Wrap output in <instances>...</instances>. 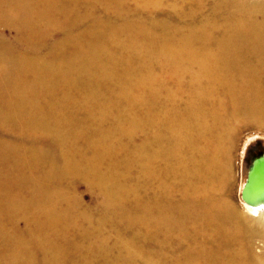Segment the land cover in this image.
Instances as JSON below:
<instances>
[{"label":"bare ground","instance_id":"obj_1","mask_svg":"<svg viewBox=\"0 0 264 264\" xmlns=\"http://www.w3.org/2000/svg\"><path fill=\"white\" fill-rule=\"evenodd\" d=\"M123 1L0 0V20H9L12 7L17 9L20 17L15 21L24 29L26 42L38 49L30 56L0 44V126L21 137H54L65 158V170L80 173L102 188L109 201H122V193L135 194L136 185H129V190L119 187V176L111 172L114 168H103L104 159L111 157L106 143L121 130L130 135L140 129L142 142L129 150V162H120L124 167L135 162L141 167L143 181V199L133 200V209L118 210L121 216L129 213L127 224L143 225L146 238L157 240L158 248L166 242L168 232L186 241L175 264H264V252L257 254L252 246L259 237L262 244L258 248L264 251V169H256L246 194L248 200L260 196L257 205H249L241 197L253 163L240 191L251 215L235 210L223 192L232 175L234 131L246 120L264 125V39L254 28L234 25L221 38L210 41L217 53L203 59L190 51L196 45L195 32L167 36L169 42L158 44L148 26L128 20L121 11L114 15L121 21L118 24L112 22L109 8L103 11L105 19L91 12L93 5L116 6ZM83 19L81 32L66 31L51 46L54 49L40 54L49 31L64 23L73 29ZM204 33L199 35L208 43L209 32ZM168 45L174 46L173 51ZM185 50L190 52L181 54ZM129 56L137 61L127 62ZM141 56L158 57L164 77L152 76L146 63L138 64ZM130 79L136 88L132 94L126 92ZM121 98L142 105L140 122L132 114L122 116L117 109ZM76 107L83 108L84 114L80 110L77 114L82 113L90 127L75 116ZM108 118L114 123L100 144L96 140L97 124H104ZM39 151L0 143V169L7 166L9 171L17 170L8 172L13 177L0 174V212L26 220L31 231L28 239L40 249L41 264H94L95 257L107 251L99 239V228L89 221L88 234L83 232L65 241L63 236L74 232L76 225L83 227L79 218H74L71 229L69 215L58 207L63 202L49 194L59 191H52L55 186L49 191L43 180L33 176L39 170L54 172L51 165L55 159ZM47 162L48 168L44 166ZM9 184L27 189L29 198L23 201L12 195L7 190ZM171 194L178 198L172 203ZM116 208L105 206L103 210L110 216L113 211L117 213ZM135 209L140 214L133 217ZM250 219L254 226L248 225ZM29 241L8 238L0 223V264H32ZM136 252L132 243H127L129 262ZM26 254L29 259H25ZM146 257L147 264L153 261Z\"/></svg>","mask_w":264,"mask_h":264},{"label":"rangeland","instance_id":"obj_2","mask_svg":"<svg viewBox=\"0 0 264 264\" xmlns=\"http://www.w3.org/2000/svg\"><path fill=\"white\" fill-rule=\"evenodd\" d=\"M219 1L124 0L123 3L116 6L112 4H109L110 6L107 4H96L95 6L93 5V9L92 7H90L89 10L92 9L91 12H94V16L96 18L101 17L99 19H105L103 11L106 8H109V12L112 15V22L114 21L115 24H118L121 21L118 19V17L117 20H115L114 15H116L117 11H121V14L127 17L128 20L148 26L150 28L152 36L156 38L158 44L169 42L173 36L184 34L188 35L190 32H195L198 35L197 38L195 37L196 39H194V43H196V45L195 48L190 49V51L196 53L197 55H199V57L203 59H208L207 55L217 53L215 43L212 44V42L210 41L216 38H221L222 33L229 32V28L234 25L242 24L254 28L256 31L260 32V36L262 37V39H264V0ZM220 3L222 6L220 5ZM197 6L200 7L199 10L201 12L198 10ZM211 6L214 8L213 12V8ZM217 6L218 10L216 8ZM121 7L122 9L119 10L118 8ZM12 8V12L8 13L9 20H0V44L7 46V48L10 47L19 52H24L30 56L34 55L37 53L38 49H36V46H33L31 42H26L27 39H25L24 29H22L20 24L17 23V20L20 17V13L14 7ZM197 10L200 14H198ZM189 11H191V13ZM194 11L195 13L197 12L196 14L194 13L195 15L193 14ZM217 11L219 12L218 14ZM213 14L215 15V17ZM200 15H202L204 18ZM205 16H209L206 17L207 20H204ZM15 19L17 20L15 21ZM85 20L86 19H83L82 21L80 20V24L76 26L77 28L75 27L73 29H70L68 25L64 23L61 26L55 27L51 31H49L46 35V41L43 42L45 43V47H43L42 50L39 51L41 52L40 54H45V52L51 46H53V44L56 45V43L59 42V39H61L62 36L66 33V31L71 30L75 32H81V28L85 25L84 24L81 26V23ZM202 24L207 25L203 26ZM201 32H205V35L207 34V32H209L206 35L210 37L208 43H206V40H202L203 38L201 37ZM54 48L55 46L52 49ZM172 48L174 49L173 45L169 46L168 50L173 51ZM190 51H181V54L186 55L187 52ZM156 58L158 57L141 56L138 61V64L143 65L146 63L145 66H148L151 75L160 78L161 75L164 73L161 72V67L159 63L160 61L158 62ZM136 59L137 58H133V56H129L127 62H131V60L132 62H136ZM167 81L168 82H165L166 85L169 83L170 79ZM126 86L127 93L132 94L135 92V84H133V82L131 83V79ZM112 98L114 99L115 97ZM117 109L121 111L122 116H127V114H129L130 116L132 114L131 116L134 118L137 117V119H139V117H141L142 113L144 112L142 105H138V103L136 104V102L134 101L129 102L125 98H121L118 101ZM77 110H80L83 114L85 111H83V108L80 107L78 109L76 107L74 110V114H76L75 116L82 118V113L81 115L80 112L77 114ZM25 114L28 113L26 112ZM111 119L108 118L106 121H104V124L103 122L97 124L100 127L97 131L96 140L99 141L100 144L104 143L108 136V134H106V130L110 127V125L114 123V121ZM141 119H139L138 122H140ZM83 121L84 118H82L81 122ZM84 122L88 124L89 127L91 126L89 121L86 120ZM142 137L143 135L140 129L136 128L130 135L129 132L121 130L120 133H115L114 135H112L111 141L109 138L108 142L106 143L111 157L107 156L104 159L105 163L103 165V168H105L106 170H108L109 168H114L111 172H116L119 176V187H124L129 190V185H136L135 194L129 195V193H127L126 196H124L122 193V201L120 200V198H112V200L109 201L108 196L104 194L102 188H99V186L88 182L80 173H68L65 170V158L64 156H62L59 146H57L54 137H48L46 135H37L30 138L21 137L16 134H13L8 127L0 126V143L6 142L12 145L17 144V146L36 147L40 149V153L46 151L49 153L48 156L51 155L55 159V163L52 162L51 165V169L54 171L52 174H47L44 170L41 173V170H39L37 172H34L33 176L39 177L41 179L40 181L43 180V183L48 186L49 191L51 187H57H54L52 191L54 192L57 189L59 191L58 193L54 192L53 194H49L54 199L59 200V203L63 202V205H60L58 207H60L65 214L69 215V219H71V229L74 227L72 225L73 219L79 218V223L83 228H79L76 225V230L74 232H72L70 235L66 234L65 236H63V238L67 237L65 238V241L75 239L78 237H76L75 235L87 232L90 229L89 224L91 222L89 221L93 220V227L97 226L99 228V239L100 241H103L105 247L107 248V251L104 254L97 255L95 257L94 264H147L148 258L146 256L152 257L153 261L151 263L154 264H175L176 257L178 259L183 255L185 246H187L186 241L180 240L175 233L168 232L166 234V242L158 248L156 243L157 240H151L146 238V233L144 231L143 225H129L127 224L129 213L127 212L125 215L122 216L118 213V210L121 211L130 209L131 202L133 200L139 199L137 201H140L143 199L144 190L142 187L143 181L140 169L141 167H139L135 162H132V164L127 167H124L122 164L123 160L125 162L130 161V155L128 154L129 150H131V148L133 147H138V145L142 142ZM82 148L83 150H85V146ZM101 151H103V149H101ZM232 151V175L223 192L226 195L227 199L234 206L235 210L240 213L248 212L247 214H250L251 212H249L245 208V205L241 201L240 191L245 181L246 173L251 164L253 163V160L256 157L262 155L264 152V125L252 120H246L245 122L241 123V125L238 126L234 131ZM42 160L45 159L42 158ZM46 160H48L47 157ZM77 160L80 161V159ZM113 161L116 162L114 163L116 164L115 167L112 166ZM44 166L46 168L50 167L48 162L45 163ZM8 172L15 173L17 172V170L12 169L9 171L7 166L1 167V175H8L10 177H13V175H10ZM7 190H9L12 195L20 197L23 201H26L29 198V192L25 188L17 186L15 187L12 184H9L7 185ZM173 194L175 195V192ZM169 197L171 199L169 200L171 201V203L178 199H175L172 194L171 196L169 195ZM105 206L108 207L110 210H114V207L116 206L117 208L115 210H117L118 214L113 211L111 212L110 216H108L106 211L103 210ZM2 213L3 212H0V219L2 220L0 221V223L2 227H4V229L6 230L8 238L19 240L27 239L29 241L28 238H30L31 231H28L26 220L24 218H17L15 216L6 217L3 216ZM136 214L138 215L140 213H138V211L136 212L135 209L133 211V217ZM99 217H103V219H99ZM10 218L12 219L10 220ZM97 220L98 223H96L95 225L94 222ZM254 223L255 222L253 219H250L248 221L249 226H254ZM88 233L89 232H87V234ZM260 240L261 238L256 237L252 244L253 250L257 254H260L261 251L264 252L261 248H258V245L262 244L260 243ZM130 242L132 243V247L137 252L134 256H132V259L129 262L131 257L129 258V256L127 255V243H129L130 245ZM86 243L88 242H85V244ZM24 244L26 246L25 241ZM28 245L30 247L27 248L29 251L28 253L30 255V259L27 254L25 256V259L31 260L32 264H41L40 249L35 248V243H32V241H29ZM128 248H130V246ZM158 250L161 251L158 252ZM124 252H126V254ZM72 264L81 263L73 262Z\"/></svg>","mask_w":264,"mask_h":264},{"label":"water","instance_id":"obj_3","mask_svg":"<svg viewBox=\"0 0 264 264\" xmlns=\"http://www.w3.org/2000/svg\"><path fill=\"white\" fill-rule=\"evenodd\" d=\"M258 167L260 169H264V153L262 156H259V157H256L254 160H253V168L251 169L250 171V174H249V177H248V181L243 189V192H242V199L246 202V203H250L249 205H257V203L260 201L259 197L258 198H251V199H247L246 198V194L248 193V191L250 190V187H251V183L253 182V178H254V174L256 172V169H258ZM256 187V186H254ZM256 199H259V200H256Z\"/></svg>","mask_w":264,"mask_h":264}]
</instances>
